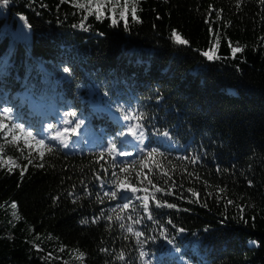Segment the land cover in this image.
I'll use <instances>...</instances> for the list:
<instances>
[{
    "label": "trees",
    "instance_id": "obj_1",
    "mask_svg": "<svg viewBox=\"0 0 264 264\" xmlns=\"http://www.w3.org/2000/svg\"><path fill=\"white\" fill-rule=\"evenodd\" d=\"M5 8L0 107H11L14 122L40 137L41 125L52 124L53 134L64 114L75 111L84 136L97 138L77 151L49 138L56 151L34 160L22 177L27 160L0 135V155L20 165L0 168V264H264V3L141 0L138 21L129 15L125 25L117 15L113 24L106 10L100 20L89 15L84 28L85 12L60 0H10ZM21 17L27 41L20 30L10 32ZM173 30L189 43H175ZM231 47L243 50L233 57ZM210 48L219 58L203 55ZM91 103L116 111L121 121ZM140 112L139 121L124 119ZM137 123L143 143L123 141L128 125ZM110 141L134 156L113 160L105 151L97 162ZM152 148L163 156L147 161ZM40 162L43 168L34 166ZM125 165L128 172H121ZM145 174L173 195L156 193ZM125 177L149 191L104 195ZM217 186L225 188L219 200ZM188 189L200 194L199 202ZM141 196L149 197L153 220ZM153 196L176 207L157 208ZM129 224L143 235L129 233Z\"/></svg>",
    "mask_w": 264,
    "mask_h": 264
},
{
    "label": "snow or ice",
    "instance_id": "obj_2",
    "mask_svg": "<svg viewBox=\"0 0 264 264\" xmlns=\"http://www.w3.org/2000/svg\"><path fill=\"white\" fill-rule=\"evenodd\" d=\"M140 2H141V0H60L61 4L69 3L74 8H76L78 10H83L85 12V15L83 16L81 24L79 25L81 28H84L85 25H84L83 21L87 20V17L89 15H95V18L97 20H100L106 16V10H107V13H110V15H108V18L111 19L113 24L117 23V15L119 16V18L121 20H123L125 22V25H127V23H128L129 15L131 16V19L133 21H138L139 17L137 15V13L141 10L139 8ZM260 2L264 3V0H260ZM9 3H10V0H0V5L7 6ZM218 15H219V13H218ZM21 19L23 20L25 18L21 17ZM210 31H211V29H210ZM171 38L177 44L187 45L189 43L186 39H183L178 34V32L176 30L172 31ZM229 44L231 46L230 41H229ZM242 50L243 49L241 47H231V53H232L233 57H235V55L237 53L242 52ZM203 55L209 61L216 59V58H219V57L215 56L214 50L212 48L203 52ZM63 71L65 73H69L70 69L68 67H64ZM64 115H65V119H64L63 123L65 125L73 124L74 126L71 128L65 127L62 131L57 130L54 133V135H52L50 137V141H57L59 145H62L64 148H68L69 144L67 142L68 141L67 134L68 133H71L73 135L76 134L77 130L84 124V120L78 118L77 113L75 111H68ZM143 115L144 114L142 112H140L139 114L125 115L124 119L125 120L135 119V120L139 121L143 118ZM67 117L74 118V121L67 119ZM14 121H15V117L13 115V109L11 107H0V135H2V138L4 139V141L7 144L16 146L17 151H19L21 153V156H23L24 159L27 160V164H24L23 169L21 170V176L23 177V174L27 170L28 166L33 165L34 160L44 161L46 155L53 154L56 151V145H54L51 142H46V140H49V138H47V137L46 138H40L38 136V134H34L33 131L26 128L23 123H17ZM47 127H48V129H52L53 125L49 124ZM137 129H140L139 134H137ZM142 129H143L142 124H139V123L130 124L127 127V134L132 135L137 140H139L141 143H143L144 132ZM121 135H123V133H121ZM163 135L168 136V133L164 132ZM21 141L23 144L22 147H20ZM25 149L28 150L26 156H24ZM3 150H4L3 146H0V153H2ZM105 151L107 152V154L109 156L113 157V160L115 159L114 154H116V153H118L119 156L131 155V153L119 150L117 143L114 141H110L108 147L104 151H101L99 153L97 162H99L100 159H103ZM33 153H35V155H33ZM157 154L163 156V153H159L158 149L152 148L147 152V156L145 159L147 161H151L153 159V157ZM191 162L193 164H195L196 159H192ZM7 164H11L17 168L20 167V165L17 164L16 160H14L12 157H8L7 159H4L2 156H0V168H2L4 165H7ZM34 166L38 167V168H43L45 165L43 162H40V163H36ZM140 166L142 168H149V164L147 162H145V160H142L140 162ZM156 166H157V168L160 167L159 164H157ZM114 167H115V165H114ZM11 170L12 169L9 168V171H11ZM128 170L129 169H128L127 165L120 168L121 172H128ZM112 175H113V177L117 176L116 172H113ZM163 176L168 177V179H166L164 181V183L167 184L171 180V177L168 176L167 172H164ZM139 177H140V173H137V179L138 180H139ZM99 178L100 177H97V179H99ZM144 179L147 180V183L151 186V188H153L155 190L156 193H162L163 195H173V192L170 189H166L164 187L158 186L157 183H154V181L152 179L148 178L147 174L144 175ZM197 179H199V177H197ZM140 182H142V181H140ZM173 183H174V181H173ZM114 184H115L116 190H113L110 192H105L104 193L105 196H108L110 198H117L119 191H127V192H131L133 194L140 192V191H143L145 193H147L149 191L148 188H143V189L138 188L135 184L129 182L127 177H125L123 179L117 178V180L114 181ZM249 184H251V181H249ZM188 191L191 192L193 197H196L195 202H199L200 194L198 192L192 190V189H188ZM224 192H225V188L217 186L216 199H218V200L222 199L223 197L220 194L224 193ZM209 195H211V194H209ZM136 199H139L142 201V207L144 209V212L148 214L147 219L153 220L154 218H153L151 211H150V208H149V202H150L149 197L148 196L136 197ZM151 199L153 201H155V207H157V208H159V207L175 208L176 207L175 204L169 203L167 201H161L155 196H153ZM131 203H132V201L129 199L128 202H125L120 206V210L124 211V210L129 209ZM227 204L231 205V204H233V201L231 199H228ZM11 207L13 209H15L17 207V205L15 203H12ZM238 207H240V211H241V213H243L244 208L242 206H238ZM113 211L115 212L116 210L113 209ZM14 215H15V213H14ZM128 218L132 219V217H128ZM241 218L243 219V216H241ZM112 219H113V217L111 215L107 216L108 221H111ZM116 219L122 220L123 217H121L119 214H117ZM93 222H95V220H93ZM84 223H87V221H84ZM135 223L139 224L140 220H136ZM168 223H171V220H169ZM120 227L125 228V225L123 223H121ZM126 230L129 233H132L137 238H139L140 236L143 235L142 232L135 231L131 224L127 225ZM178 231L180 233H183L185 231V229L179 228ZM161 234L164 235V229L163 228H161ZM137 242L139 243L140 241L138 240ZM168 242L172 243V240L169 239ZM253 243H255V242H253ZM139 255L141 258H143V257H145L146 253L141 250L139 252ZM83 256H84L83 253H79L78 258L83 260ZM117 258L120 260H123L124 254L120 253ZM145 264H147V262H145Z\"/></svg>",
    "mask_w": 264,
    "mask_h": 264
},
{
    "label": "rangeland",
    "instance_id": "obj_3",
    "mask_svg": "<svg viewBox=\"0 0 264 264\" xmlns=\"http://www.w3.org/2000/svg\"><path fill=\"white\" fill-rule=\"evenodd\" d=\"M2 12H3V14L5 15V18L7 19V21H8V19H9V12H8V9H6L5 8V6H3V5H0V14H2ZM13 23V22H12ZM19 31L20 30V32L22 33V39L23 40H25V41H27L28 39H30V30H29V27L27 26V23H26V21H24V20H21V19H18V25H17V28H15L14 26L13 27H11L10 28V32L11 33H13L14 31ZM63 119H61L60 120V122H59V124H58V126H57V128H65V127H68V128H71V127H73V126H71V124H69V125H65L64 123H63ZM44 129H45V132L46 131H48V127L47 126H45L44 127ZM43 129V130H44ZM43 130H42V132H43ZM78 130H82V128H79ZM77 130V133L79 132ZM130 136H132V135H130ZM40 137V136H39ZM71 137V136H70ZM41 138V137H40ZM135 138V137H134ZM1 156V155H0ZM5 166H9V167H11V166H13V165H11V164H7V165H5ZM122 193L123 194H127V193H130V194H133V193H131V192H127V191H122ZM141 197H144V196H141Z\"/></svg>",
    "mask_w": 264,
    "mask_h": 264
}]
</instances>
